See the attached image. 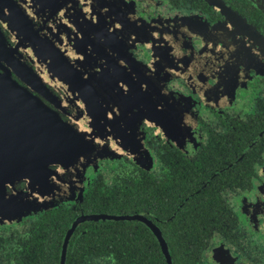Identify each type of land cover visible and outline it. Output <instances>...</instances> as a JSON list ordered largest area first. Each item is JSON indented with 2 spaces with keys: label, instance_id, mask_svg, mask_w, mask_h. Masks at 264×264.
<instances>
[{
  "label": "flooded vegetation",
  "instance_id": "flooded-vegetation-1",
  "mask_svg": "<svg viewBox=\"0 0 264 264\" xmlns=\"http://www.w3.org/2000/svg\"><path fill=\"white\" fill-rule=\"evenodd\" d=\"M0 36L88 147L47 208L5 183L0 264H264V0H0Z\"/></svg>",
  "mask_w": 264,
  "mask_h": 264
},
{
  "label": "water",
  "instance_id": "water-1",
  "mask_svg": "<svg viewBox=\"0 0 264 264\" xmlns=\"http://www.w3.org/2000/svg\"><path fill=\"white\" fill-rule=\"evenodd\" d=\"M12 52L0 36V201L5 183L24 179L28 192L14 194L11 204L15 205L14 209L17 210L16 205L22 200L29 202L31 209L36 206L47 208L63 193H56L55 185L49 181V176L54 173L50 165L61 167L70 163L80 158L88 147L81 144L83 140L74 136L39 97L11 78L10 70L13 69L20 80L25 74L32 84H37L34 77L27 75L28 71L22 74L17 70L20 67ZM37 90L42 92L41 88ZM39 196L41 198L37 199ZM106 217L118 219L122 216L81 215L73 227L86 219Z\"/></svg>",
  "mask_w": 264,
  "mask_h": 264
},
{
  "label": "trees",
  "instance_id": "trees-1",
  "mask_svg": "<svg viewBox=\"0 0 264 264\" xmlns=\"http://www.w3.org/2000/svg\"><path fill=\"white\" fill-rule=\"evenodd\" d=\"M99 194L96 195V211H100V212H110V213H116L118 212V208L113 207L112 205L109 204L113 203L116 204L118 203V198H119V193L116 190H111L109 192H102L99 191ZM100 195L104 196V199L102 200L100 198ZM106 196H109L108 198ZM66 212H71L70 208H65L64 209ZM70 214V213H67ZM39 241H51V240H47V239H40ZM55 241V240H53Z\"/></svg>",
  "mask_w": 264,
  "mask_h": 264
}]
</instances>
